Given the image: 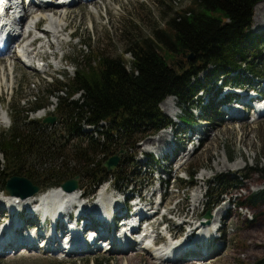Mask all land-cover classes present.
I'll return each instance as SVG.
<instances>
[{
	"label": "trees",
	"instance_id": "16d2710c",
	"mask_svg": "<svg viewBox=\"0 0 264 264\" xmlns=\"http://www.w3.org/2000/svg\"><path fill=\"white\" fill-rule=\"evenodd\" d=\"M257 1L191 0L170 14L164 25L155 24L148 34L126 22L120 28L125 43L122 53L82 51L74 74L65 81L45 85L31 107H24L18 96L9 110L10 127H0V189H6L13 174L31 178L40 190L79 175L89 180L90 189L80 186L89 193L106 180L127 179L125 162H133L137 156L127 157L128 150L147 134L179 123L160 107L168 95L175 96L185 108L180 120L191 126L195 122L194 108H200L204 115L203 110L215 101L212 95L208 103L204 102L209 91L196 100L200 91L209 88L218 95L231 83L230 77L246 80L234 84L257 86V79L264 76V62L256 61L264 31L252 29ZM242 67L249 76L236 75ZM205 71L208 76L202 80L200 75ZM53 104L54 122L45 121L46 116L30 115ZM84 122L94 127L86 130ZM119 151H123V159L108 169L104 162ZM157 162L152 153L149 163ZM256 170L264 179V165ZM196 173L197 168L189 171L192 183ZM224 181L237 183L229 181L226 174H218L208 184ZM226 192L222 189L218 194ZM260 200H264V189L253 192L239 206ZM251 264H264V256Z\"/></svg>",
	"mask_w": 264,
	"mask_h": 264
},
{
	"label": "rangeland",
	"instance_id": "374dc122",
	"mask_svg": "<svg viewBox=\"0 0 264 264\" xmlns=\"http://www.w3.org/2000/svg\"><path fill=\"white\" fill-rule=\"evenodd\" d=\"M190 1L94 0L92 2V0H84L85 3L83 2L80 5L72 1L68 4L70 8L67 17L68 26L64 34L61 33L62 48L56 47L57 49H55L51 45L53 48L46 46L40 50L41 44L37 42L35 46L37 49L32 50L34 52L32 55L38 57L30 66L14 56L0 60V67L5 68V73L0 72V82L2 84H0V127L9 128L11 119L8 112L18 96L21 98L20 103L29 108L37 98L36 96L42 93L45 85L52 81H65L71 77L74 74L77 60L80 58L79 53L82 51L93 54L92 51L101 49L112 54L122 53L125 43L120 28H124V23L131 21L132 24L139 26L145 34H148L155 24L164 25L165 19L170 14L186 7ZM23 2L26 5L28 4L27 0H23ZM256 3L257 6L263 5L264 0H259ZM49 4L46 3V5ZM42 21V25L40 24L37 28H47V20L42 19ZM252 29L257 33L263 32L264 19L258 22V20L254 21L253 18ZM36 32L34 31L33 35ZM88 35H91L90 39ZM56 37L58 38V35ZM30 39V37L26 38L22 42L28 43ZM43 40L48 43L52 42L51 44L56 43V38L52 34H45L41 41ZM14 48L15 46H11V49ZM259 49V58L256 61L262 63V61L264 62V42L260 44ZM52 51H55V53ZM42 57L46 60H41ZM126 57L130 58L131 55L126 54ZM43 64H49V66L46 65V70H42L43 67H40ZM1 74H4V76L2 77ZM239 74L240 76H249L250 73L245 67H242L236 75ZM207 76L208 72H202L200 79L205 80ZM229 80L231 83L236 80L246 81L244 78L237 77H230ZM219 84L218 82L217 86ZM206 90L211 95V89L207 88ZM201 93L200 91L198 95L200 96ZM198 95L195 96L196 100H199ZM249 95L248 93V97H246L248 100L252 99L249 105H237L241 111L238 117H232L230 109H226L224 114L219 104L216 103L220 95H214L215 101L212 100V105L203 110L204 116L202 118H207L202 120L204 122L196 124L197 128L200 129L198 136L194 135L189 143L184 141L189 134L188 126L186 132L183 134L181 132L184 129L182 120L172 128L166 126L159 131L142 137L136 143V146L130 148L126 153L127 157L137 154L133 162H125L127 179H119L116 182L115 178L110 181L109 189H111V192L116 194L120 190L122 191L121 194L125 193L127 196L132 195V192H139L146 197L149 209H155L156 204L153 203L157 202L159 193V179L157 176L160 175L163 179L162 192L164 193V199L163 206L159 208L156 219H160L161 212L168 209V224H171L174 234H182L179 239H184L187 231L184 232L186 230L185 226L180 229L177 225L180 224L182 219H190L192 216L194 204H196L193 193L197 187L200 188L198 191L203 193L202 199L200 198L197 203L196 215L192 222L196 225L200 224L206 216V209L212 205L213 208L210 210L212 218L222 226L221 235L216 240L212 238L210 240L211 245L208 240L204 239L202 243L193 245L190 252H188L190 248H186L176 252L171 260H158L152 256V248H149L151 252L130 251L128 254H121L115 253L114 246L111 247L108 242H105L100 249H91V244L87 242V245L83 247L86 251L75 252L73 250L74 252H65L62 251L65 244L46 243V240L35 233L30 236L34 241L33 246L27 244L32 240L26 235L21 236V239H25L24 241L27 242L26 245L21 244L16 248L12 246V248L4 251L5 243H1L0 264H251L264 256V200L249 206H239V202L248 201V197L253 192L264 189V179L260 172L256 170L258 166L264 165V113L259 115V111L263 110H258L256 106L260 102H264V95L253 98H249ZM52 98L54 104H56L57 97ZM166 100H168V97L163 101ZM172 100L179 106V110L176 107L177 115L168 113L163 106V101L160 103V107L171 119L177 120L178 117L184 114L185 108L179 105L175 96ZM54 104L31 112L30 115L38 118L52 115L55 110ZM200 110V108H194L196 114L194 120L201 118ZM214 114L215 116H213ZM83 125L86 130L93 127L85 122ZM173 128L179 132L180 140L177 141L174 135L166 137L168 155H172L170 151L175 146L173 140H175L176 145H179L182 140V146L177 149L180 152H176L177 156L172 161L168 157H163L165 164L162 163L160 166L157 164L156 168L152 164L147 165L148 154L155 153L159 157V154L165 153H161L157 149L158 144L154 143L155 137L157 138L160 132L172 131ZM53 141L57 142L56 139ZM122 153L123 151H119L114 154L119 155V162L120 159H123ZM0 159H3V157L0 156ZM180 164L182 169H178ZM237 166L239 167L236 168ZM195 168H197V173L195 182L192 183L188 179V174L190 170ZM203 174L206 175L203 176ZM218 174H226L229 176V181L234 182L237 180V183L232 184L224 181V184L218 183L209 186L208 181ZM168 175H170V180H165L164 177ZM77 178L79 180L80 176H77ZM175 179L177 180L176 183H174ZM115 182L118 186L115 185ZM80 186L84 189H90L89 180L87 178L80 179ZM155 189L157 191L153 193ZM222 189H226L227 192L219 195L218 193ZM0 194H5V192L1 191ZM149 201H153V203ZM223 206L222 213L218 216L217 211ZM36 217L38 216L35 215ZM45 228L46 226H44ZM159 230L161 234L165 235V240L168 237L165 225L159 226ZM5 232H7L6 229L3 232L0 231V241L6 238L7 233ZM218 233L219 231H215L213 235H218ZM104 239L106 238L103 237L101 241ZM50 244L57 246V248L51 249ZM79 244L81 242H78ZM210 246L212 248L208 250ZM195 248L202 249L201 254H198L194 250ZM47 249L49 251H45ZM177 255L182 258L175 259ZM194 255L197 257H194ZM191 259L192 262H187Z\"/></svg>",
	"mask_w": 264,
	"mask_h": 264
},
{
	"label": "bare ground",
	"instance_id": "6f19581e",
	"mask_svg": "<svg viewBox=\"0 0 264 264\" xmlns=\"http://www.w3.org/2000/svg\"><path fill=\"white\" fill-rule=\"evenodd\" d=\"M38 1L40 0H31L28 6L26 5V3H23V0H19V1L10 0L9 1V7L11 8L10 13H13V14L8 15V18H11V21L9 22V26H8V32H7V35L9 37L6 39H2L3 45L7 47L4 49V46H0V50L4 49L2 50L3 53L0 55V60L6 59V58L9 59L11 58V56H14L17 59H19L21 62H24L23 59L21 58L22 51H24V53L30 54L26 56L27 58H30L29 56H31V58L37 59L38 56L32 55V53L34 54L33 51L37 49L35 47L37 45V42L41 44L40 50L46 46H48L49 48L54 47L55 49L62 48L63 42L61 40V36L64 34L68 26L67 17L70 11L68 4H70L72 1L73 3L76 2L78 5L84 2V0H65V1L64 0H48V1H41L40 3H37ZM93 1L94 0H92V2ZM46 3H50V4L46 5ZM14 4L15 6H13ZM254 8H255L254 21H257V20L258 22L263 21L264 4L260 6L256 5V7ZM1 18L2 17L0 15V20ZM42 19H46L49 22V25L47 26V28L42 27L39 29L37 27L41 24ZM26 23L27 25H25ZM34 31L35 32L37 31V32L33 35ZM45 34L47 35L52 34L56 38V43L51 44L52 42H49L50 43L49 44L48 42H44L46 40L41 41ZM0 35H1V32H0ZM57 35H58V38L56 37ZM29 37L31 39L28 43L22 42L23 40H26V38H29ZM9 41H10V44L8 43ZM42 42L45 43V45H43ZM51 45L53 47H51ZM11 46H15V48L11 49ZM55 51L54 52L52 51V52L55 53ZM38 53H39V50H38ZM42 59L44 58L42 57ZM46 65L49 66V64H43V66L40 65V67H43L42 70H46L47 68ZM4 70L5 68L0 67L1 73L2 72L5 73ZM1 76L3 77L4 74H1ZM244 95L245 97H248L246 94ZM173 97L174 96H168V100L163 101L164 102L163 106L167 110L168 113L172 115H177L176 107L179 110V106L175 104V102L172 100ZM169 98H172V99H169ZM256 106L258 110L264 111V102H260ZM228 109L232 111V115H233L232 117H238L241 113L240 107H238L234 103L230 104V107ZM168 135H171V136L174 135V128L172 131L166 130L165 132H160L157 138L155 137L154 139L155 140L154 143L158 144L157 149L159 150V152L161 153L165 152L164 154H161V155H168L167 144H166V137ZM173 148L175 147H172L171 150ZM176 152L177 150L175 148L172 153V160L175 158V156H177ZM238 167L239 166H237L236 168ZM205 175L206 174H203V176ZM55 189L56 190L51 195L53 197L58 196V198H54V200L50 204H48L47 207L42 206L44 195L43 193H41V191H38L28 196H22L16 193H9V192H5L4 196H0V211L2 213L0 221L6 220L8 218L3 227L0 224V230L2 232L5 229L7 230V232H5L7 233L6 238L0 241V248H2L1 243H5L4 251H7L8 249L12 248V246L16 248V247H19L21 244L26 245L27 242L24 241L25 239L24 240L21 239V236L23 235L24 236L26 235L28 236V238H30V240H33L30 236L36 233L35 228L39 226L42 222L39 217L35 218V213L39 211H42L41 216L43 220H50L51 222L50 228L44 229L45 232H44L43 238L46 239V243L52 242L56 245L62 244L65 242L66 237L72 233L74 234L76 238H78L79 236H81L87 223L82 222L81 224H78V220L80 219L81 215L76 210L74 213L75 214L74 220L69 221L68 219H66L65 214L69 212L71 207L83 205V207H87L88 210L85 212V214L82 215L81 220H83V218L85 217L88 220V224H90V226L100 225L102 229L106 230L109 233V236H113V241H114L113 248H114L115 253L128 254L130 251L151 252L149 250V248L151 247L147 243L140 245L137 250L136 246H137V243H139V241L134 239L132 236H129L127 233H121L120 231L115 232L113 230V224H107L104 220L98 219L97 217L98 211L95 205H98L100 209L104 208V210L108 209L111 204L119 205L121 207V199L118 198L115 193L110 192L106 195H101L98 197L90 198L89 200H86V201H82L81 199L77 198L80 195V191H81L80 188H76L74 190H66L61 185V187H55ZM198 189L200 190V188L197 187L196 191L193 193V196L196 202V204H194V212L192 216L190 217V219H183L182 222H180V224L177 225L178 228L180 229L185 226L184 225L185 223L192 222L194 216L196 215V209H197L196 206L203 194V193H199ZM140 196L142 199L145 198L143 194L142 195L140 194ZM1 199H5L6 201L1 200ZM136 204L139 205L140 203L137 202ZM8 207L11 210V213H9L8 211H5V209L8 210ZM94 208H96V210ZM223 208L224 206L218 209L217 211L218 216L221 215ZM62 210L64 213H62ZM157 213L151 216V219H152L151 226L152 227H159L161 224L159 219H154L153 217V216H156ZM10 214L11 216L8 217ZM216 224L217 222L213 220L212 215L206 214L205 218L200 222V224L198 225L195 224V228L197 230L200 229V233L207 236L208 243L210 244L211 243L210 240L214 238V236H216V235H213ZM73 226H76L75 227L76 230L74 231H72ZM125 228H127V226ZM167 229L169 233L174 234L171 228V224L167 225ZM198 232L199 231H195V230L193 231V233H198ZM188 235L189 237L191 235L189 234V230H187V234H186V237L184 236L185 237L184 239L178 238L176 240L170 241L169 243H165L161 245L160 247H158L159 249L158 252H153V251L151 252L152 256H154V258H157L158 260L160 259L171 260L172 258H174V254L176 252H180L183 249L190 248L188 250V252H190L192 249V246L198 244V242H196L197 240L196 237L189 238L188 240V237H187ZM87 238H92V237L88 236L86 237V239ZM69 243L70 242H68V244ZM33 244H34V241L32 243V246ZM84 246L85 244H79L73 250H75V252L86 251L85 249H83ZM95 246L98 249L102 247V246L99 247V243H96ZM49 247L53 249L57 248V246H54V245L52 246L51 244L49 245ZM211 248L212 247L210 246L208 250ZM171 250H172L171 253L168 252ZM194 250L197 251L198 254H201L202 252L201 251L202 249L195 248ZM45 251H49V250L47 249ZM194 257H197V256L194 255ZM181 258L182 257L177 255L175 259L179 260ZM187 262H192V259Z\"/></svg>",
	"mask_w": 264,
	"mask_h": 264
},
{
	"label": "water",
	"instance_id": "95a60500",
	"mask_svg": "<svg viewBox=\"0 0 264 264\" xmlns=\"http://www.w3.org/2000/svg\"><path fill=\"white\" fill-rule=\"evenodd\" d=\"M193 54H190V58ZM55 117H47L46 120L54 121ZM119 155H112L106 161L105 165L111 169L115 167L119 162ZM78 175L73 178H70L62 183V186L67 190H74L78 188ZM7 189L10 193L20 194L22 196H28L36 193L39 190V185L34 183L31 178L25 175L14 174L12 175L7 182ZM207 215H210V211L208 210Z\"/></svg>",
	"mask_w": 264,
	"mask_h": 264
}]
</instances>
